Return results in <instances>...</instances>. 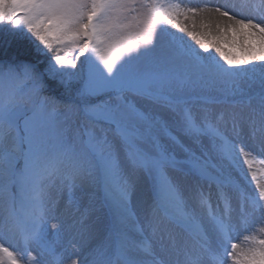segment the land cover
I'll return each mask as SVG.
<instances>
[{"label": "snow or ice", "instance_id": "snow-or-ice-1", "mask_svg": "<svg viewBox=\"0 0 264 264\" xmlns=\"http://www.w3.org/2000/svg\"><path fill=\"white\" fill-rule=\"evenodd\" d=\"M201 2L0 0V25L38 56L52 54L43 71L39 61L0 63V264H40L31 247L43 246L53 191L75 204L84 181L102 191L114 236L84 257L89 264H264V0L215 6L230 22L228 52L181 26L210 10ZM165 36L207 79L244 97L249 134L236 115L227 134L223 114L194 113L173 76L142 69L141 60L157 66L156 40ZM46 80L69 97L62 108ZM141 184L151 194L143 220L132 203ZM13 234L20 252L3 243ZM73 248L67 264H81Z\"/></svg>", "mask_w": 264, "mask_h": 264}, {"label": "rangeland", "instance_id": "rangeland-1", "mask_svg": "<svg viewBox=\"0 0 264 264\" xmlns=\"http://www.w3.org/2000/svg\"><path fill=\"white\" fill-rule=\"evenodd\" d=\"M225 1L229 6L232 3L239 2V0ZM214 2L221 3L220 0H214ZM192 3L194 6H203L201 0H192ZM208 5H212L211 0H208ZM209 9L211 10L210 7ZM210 10H206L204 13H211ZM180 23L181 26H186L189 31L198 33L200 38L206 42L219 43L225 52H228L229 48L232 47V39H229L232 35H227L225 32L229 33V31L224 27H222L224 32H221V28L218 27L217 30L219 32L217 31V33L221 34V36H218L214 34V29L211 27L212 25L206 27L208 23L200 22V20L197 21V15L195 17L189 16L187 20L181 18ZM169 30L175 32L178 36H181L187 44L199 50V46L196 45L195 41L188 37L186 33H179L177 29H173L170 26ZM237 42L242 44L243 36H238ZM154 55L159 62L157 66L153 67L149 65L147 61L141 60L140 64L142 69L147 71L166 72L173 76L172 87L183 90V95L187 100V107L194 113H200L204 108H208L216 115L223 114L225 122L222 123V127L229 135H231L233 131L232 116L236 115L241 118L238 124V130L242 127L244 134H249L250 130L247 124L243 123V120L246 119L248 115V108L244 104V97H242L241 94H233L223 81L217 80L213 82L207 79L203 74L205 70L193 66L191 62L182 57L179 50L171 45L169 37L165 36L156 40ZM213 55H216L214 51ZM51 56L52 54L48 53L46 57L50 59ZM81 59H83V57H81ZM216 59L219 60V57L216 56ZM47 63L44 68L47 66ZM220 63L223 64V61L221 60ZM44 68L40 71H43ZM46 83L49 84L48 87H51L52 81L46 80ZM54 83L53 81V84ZM241 86L242 88H246L244 84ZM61 89L63 91L62 87ZM49 93L50 92L47 91L46 94L50 95ZM68 98L69 97H67V99ZM228 99L236 100L229 101ZM58 100L61 101V104L58 106L62 108L65 100L61 99V97H59ZM138 102L141 104L144 103L139 100ZM189 183L194 182L189 181ZM52 195L54 204L51 206L52 210L48 213L43 246L36 247L33 245L31 247L33 255L38 258L40 264H60L61 257L65 258L63 264H67V254L74 250L73 245H75L82 249L79 256L81 264H89L88 261H85L84 257L88 256L91 250L101 246L105 238L108 239L109 237L106 244H110L114 241V236L108 235L111 226V215L108 209L103 205L102 195H99L98 191L87 181L82 182L81 186L75 191V204H69L67 193H62L59 189L54 190ZM185 195L191 197L192 193L191 191H186ZM141 201H143V203H141ZM132 203L139 218L143 220L151 204V194L147 191L145 185L141 184L138 186L136 193L132 197ZM212 204L213 206L216 205L215 190H213ZM90 206L95 210L86 213V209ZM3 211L4 206L2 201H0V213ZM82 219L84 221L83 224L80 223ZM261 221L262 217L257 214L247 224V231H253L259 226ZM53 224H56L57 228H53ZM176 231L177 239L181 240L183 238L182 234L179 233V230ZM81 234H83V240L81 239ZM244 234H246L245 228L243 226L239 227L235 234L238 242L242 241ZM3 243L5 246L13 248L17 252H20L22 249L18 237L14 234L4 239ZM47 249L51 251L49 252ZM205 264H208V261H205ZM228 264H231V262L228 261Z\"/></svg>", "mask_w": 264, "mask_h": 264}, {"label": "trees", "instance_id": "trees-1", "mask_svg": "<svg viewBox=\"0 0 264 264\" xmlns=\"http://www.w3.org/2000/svg\"><path fill=\"white\" fill-rule=\"evenodd\" d=\"M48 60L49 58H47L46 56H38L35 53L32 44L27 38L8 31L7 25H0V63H37L39 61L40 63H38L37 66L39 70H42ZM52 84L51 87H48L47 90L50 92L49 94L51 96H55L57 99L61 97V99L67 101L69 98L67 99V96L63 95L61 87L56 85V83H54L53 85Z\"/></svg>", "mask_w": 264, "mask_h": 264}, {"label": "bare ground", "instance_id": "bare-ground-1", "mask_svg": "<svg viewBox=\"0 0 264 264\" xmlns=\"http://www.w3.org/2000/svg\"><path fill=\"white\" fill-rule=\"evenodd\" d=\"M211 2H212V5L209 6L211 8V10H210L211 13H204V12L200 13L199 15H197V21L200 20V22H206V24L208 23V25L206 27L212 25L211 27L214 29L213 30L214 34L215 35L217 34L218 36H221V34L217 33L218 25H219L220 28L224 27V28L228 29L227 26H228V24L230 22L227 20L226 17H221L219 15V13H216L214 11V8L217 5L223 7L225 4H228V3L225 0H220L221 3L214 2V0H211ZM215 30H216V32H215ZM225 33L227 35H229V36L232 35L231 32H229V33L225 32ZM229 39H233V35L231 37H229Z\"/></svg>", "mask_w": 264, "mask_h": 264}]
</instances>
